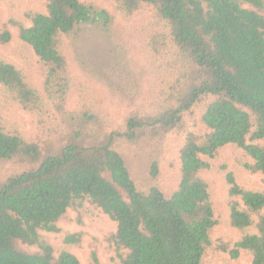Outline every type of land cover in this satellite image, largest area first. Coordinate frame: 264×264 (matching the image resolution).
Instances as JSON below:
<instances>
[{
    "label": "trees",
    "instance_id": "16d2710c",
    "mask_svg": "<svg viewBox=\"0 0 264 264\" xmlns=\"http://www.w3.org/2000/svg\"><path fill=\"white\" fill-rule=\"evenodd\" d=\"M111 1L125 17L146 16L147 50L164 67L154 111L130 113L121 129L102 120L99 92L75 76L69 47L85 23L101 22L112 32L109 10L84 0H45L44 11L26 12L30 26L11 20L16 34L9 23L0 28V44L17 36L31 47L41 80L38 90L0 57V88L37 117L31 139L0 117V168L7 170L0 175V264H81L71 251L56 255L41 231L60 232L68 210L85 202L117 223L112 241L126 251L121 264H207L216 256L236 261L244 252L252 264H264V190L245 189L228 172L235 234L226 238L217 232L202 176L207 159L231 144L252 159L245 163L249 173L264 174V0ZM199 106L203 133L188 128ZM173 134L183 136L176 188H140L125 146ZM150 170L156 178L158 164ZM80 238L67 234L65 242ZM93 259L100 264L95 253Z\"/></svg>",
    "mask_w": 264,
    "mask_h": 264
},
{
    "label": "rangeland",
    "instance_id": "374dc122",
    "mask_svg": "<svg viewBox=\"0 0 264 264\" xmlns=\"http://www.w3.org/2000/svg\"><path fill=\"white\" fill-rule=\"evenodd\" d=\"M84 1L96 9L109 10L115 17V28L109 32L101 22L83 24L78 34L69 41L71 64L75 76L89 92L98 90L104 104L100 112L105 124L109 128L121 129L130 113L148 114L154 111L157 91L163 86V62L155 60L147 50L145 15L125 17L111 0ZM44 4L45 0H0V28L9 23L10 29L16 34L18 27L12 25L11 20L30 26L31 21L26 12L44 11ZM0 57L21 69L32 85L41 90L38 59L28 44L15 36L9 44H0ZM70 98V107L73 108L78 100L75 90ZM201 114L202 107L199 106L189 117V130L196 129L201 133L206 130ZM0 117L9 130L19 132L26 139H31L36 131L37 117L11 99L2 88ZM149 137L141 138L138 143L140 149L131 144L125 146L123 154L140 188L146 190L157 184L169 193L179 182V150L183 136L173 134L167 138ZM207 160L210 168L204 170L202 176L210 184L216 216L220 221L217 232L227 238L235 234L229 224L228 172L233 173L240 186L249 190H264V174L249 173L245 163L252 159L233 144L224 147L216 158ZM152 162L158 164L156 178L151 174ZM6 172L0 168V175ZM58 226L60 232L57 233L41 231L44 239L54 247L56 255L62 250H68L78 257L81 264H96L93 259L95 253L100 264H121L126 251L117 249L112 241L117 223L90 202L69 209ZM74 233L81 235L80 241L66 243L65 236ZM23 248L31 252L38 249L26 245ZM207 264H252V259L249 253L244 252L236 261L228 256H216Z\"/></svg>",
    "mask_w": 264,
    "mask_h": 264
}]
</instances>
